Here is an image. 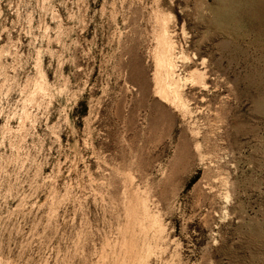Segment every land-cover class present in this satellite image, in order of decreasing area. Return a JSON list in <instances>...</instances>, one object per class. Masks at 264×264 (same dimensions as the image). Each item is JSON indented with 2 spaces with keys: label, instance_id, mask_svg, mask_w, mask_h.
Returning <instances> with one entry per match:
<instances>
[{
  "label": "rangeland",
  "instance_id": "374dc122",
  "mask_svg": "<svg viewBox=\"0 0 264 264\" xmlns=\"http://www.w3.org/2000/svg\"><path fill=\"white\" fill-rule=\"evenodd\" d=\"M219 7L0 0V264H264L262 40ZM158 16L184 108L155 92Z\"/></svg>",
  "mask_w": 264,
  "mask_h": 264
},
{
  "label": "bare ground",
  "instance_id": "6f19581e",
  "mask_svg": "<svg viewBox=\"0 0 264 264\" xmlns=\"http://www.w3.org/2000/svg\"><path fill=\"white\" fill-rule=\"evenodd\" d=\"M234 1V0H233ZM241 1V0H240ZM244 1V7H242V13L238 12L237 10H231L228 6H226V2L227 0H216V2L218 3V5L220 6V10H218L216 12L217 17H219V19H222L224 22L227 20H232L233 18H235L236 16H240L243 17V13H245L248 16V28L250 29V31L252 32L253 36L255 37V42L256 44H260L261 40H262V44H260V53L263 54V58H264V0H243ZM230 3V2H229ZM238 3V2H237ZM234 4V2H233ZM230 6V5H229ZM234 8V7H233ZM244 8V9H243ZM235 9V8H234ZM236 15V16H235ZM163 16V15H162ZM158 16V22H160L161 20H159ZM223 17V18H222ZM232 18V19H231ZM161 19V18H160ZM163 19V18H162ZM164 20H162V23H159V28H160V32L158 34V36L156 38V48H155V52L153 55V58L156 60H154V66H155V75H153V82H155V87H156V91L154 89V91L156 92L157 97L162 100L163 102H167L172 104V106H176V107H182L181 105V101L183 98H181V92H180V85L178 80H176L175 76H174V69H175V57L173 55L172 52V42L169 39V35H167V31H166V26L164 25ZM239 20V19H238ZM166 21V20H165ZM234 21V20H233ZM157 24V23H156ZM166 24V23H165ZM221 24V23H220ZM237 24V23H236ZM158 28V27H157ZM158 28V30H159ZM236 30V29H234ZM157 32V31H156ZM258 41V42H257ZM259 49H257L258 51ZM241 52V48L238 45H234V47L232 48V54H237ZM242 53V52H241ZM177 56V55H176ZM233 56V55H232ZM239 56V55H238ZM244 56V55H243ZM181 58V56H180ZM234 58V57H232ZM177 59V58H176ZM179 59V58H178ZM177 59V60H178ZM183 59V58H182ZM195 59V57H194ZM203 59V58H202ZM192 61V60H191ZM194 62V61H193ZM196 62V61H195ZM191 64V63H190ZM194 65V64H193ZM200 65L201 67H203L204 65V60L201 61L199 64H197V66ZM195 65V68L193 70H188V76L190 78V80L193 83V87L195 85V87H200V89H205L207 87H209L210 83H208V79H209V75H208V71L206 72L205 67L204 70H200V68H198ZM188 68V67H187ZM191 68V67H190ZM262 70V69H261ZM186 71V70H185ZM257 72V70H256ZM186 73V72H185ZM217 74V72H216ZM262 74L264 76V68L262 71ZM261 75V74H260ZM177 76V75H176ZM212 76H214V74H212ZM222 77V76H221ZM186 78V77H185ZM219 78V77H217ZM215 78V79H217ZM188 79V78H186ZM219 80V79H218ZM180 81V80H179ZM189 81V80H188ZM216 81V80H215ZM222 81V80H221ZM263 81V79L261 80ZM223 82V81H222ZM217 83V82H216ZM216 85V84H215ZM254 86L257 90L258 93H261L260 91H262L263 89V85L260 82H255ZM154 87V86H153ZM211 88V87H210ZM153 91V92H154ZM200 92V91H199ZM264 92V90H263ZM263 92L261 94H263ZM155 95V93H154ZM155 95V96H156ZM183 97V96H182ZM185 98V97H184ZM203 99V98H202ZM260 99V98H259ZM187 100V98H186ZM185 100V101H186ZM200 100V99H199ZM262 100V99H261ZM202 101V100H200ZM260 101V100H259ZM263 101V100H262ZM188 104V101L186 102ZM170 106V105H169ZM171 106V108H172ZM197 107V106H196ZM257 107V106H256ZM262 107V105H261ZM188 107H186V112ZM258 108V107H257ZM198 109V108H197ZM174 110H176L174 108ZM199 110V109H198ZM180 112V111H178ZM190 112V109L189 111ZM182 113V111L180 112ZM143 202V201H142ZM138 205V204H137ZM144 205V204H143ZM145 206L144 205V210L142 215L144 214V216L149 217L148 215V211L146 212L145 210ZM138 208V207H137ZM130 212L132 210H129ZM139 211V210H138ZM133 213H131L130 215H132ZM140 214V213H139ZM134 216V214H133ZM139 216V215H138ZM130 217V216H129ZM141 217V216H140ZM154 219V217H152ZM137 219V218H136ZM135 219V220H136ZM155 220V219H154ZM152 220V221H154ZM156 224V221H154ZM140 223V222H139ZM143 223V222H142ZM144 223L146 224V222L144 221ZM153 224V226L155 225ZM139 225V224H138ZM143 225V224H142ZM152 225V224H150ZM149 226V225H148ZM152 228V226H150ZM155 228V227H154ZM139 230V227H138ZM145 231V230H144ZM143 231V233H144ZM155 231V230H154ZM146 232V231H145ZM147 233V232H146ZM158 234V233H157ZM145 235V234H144ZM157 236V235H156ZM158 236H161L160 233ZM157 238V237H156ZM132 250V249H131ZM147 253H149V251L146 250ZM145 254V253H144ZM143 255V254H142ZM145 257V256H144ZM147 257V255H146ZM145 257V259H146ZM142 258V257H141ZM134 260V259H133ZM141 260V259H140ZM143 260V259H142ZM134 264V263H133Z\"/></svg>",
  "mask_w": 264,
  "mask_h": 264
}]
</instances>
